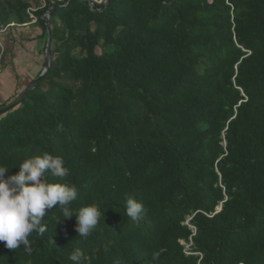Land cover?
<instances>
[{
	"label": "trees",
	"instance_id": "16d2710c",
	"mask_svg": "<svg viewBox=\"0 0 264 264\" xmlns=\"http://www.w3.org/2000/svg\"><path fill=\"white\" fill-rule=\"evenodd\" d=\"M97 1L32 13L49 67L0 115V166L61 156L68 176L48 181L104 216L85 239L46 210L31 254L0 242V264H73L77 248L86 264H264V0ZM29 9L0 0L3 36Z\"/></svg>",
	"mask_w": 264,
	"mask_h": 264
},
{
	"label": "clouds",
	"instance_id": "9594fccd",
	"mask_svg": "<svg viewBox=\"0 0 264 264\" xmlns=\"http://www.w3.org/2000/svg\"><path fill=\"white\" fill-rule=\"evenodd\" d=\"M64 164L61 156L45 152L25 159L18 167V174L7 178L9 168L0 166V242H5L7 249L13 251L23 246L25 252L31 254L28 237L34 231L41 235L46 231L41 223L46 210L57 207L64 219L76 218L78 237L86 239L96 228L103 215L98 205L83 206L74 212L70 206L77 199V188L48 181V176L61 180L68 176L69 170ZM143 212L142 203L131 197L126 200V215L132 221H138ZM69 259L73 264H86L88 257L77 248Z\"/></svg>",
	"mask_w": 264,
	"mask_h": 264
},
{
	"label": "crops",
	"instance_id": "0c3cea01",
	"mask_svg": "<svg viewBox=\"0 0 264 264\" xmlns=\"http://www.w3.org/2000/svg\"><path fill=\"white\" fill-rule=\"evenodd\" d=\"M35 25L36 23L31 22L17 26L0 39V52L2 51L7 65L1 74L12 77L13 81H10L12 87H15L19 80L21 81L18 95L40 71L44 60L41 55V44H38L42 36V27Z\"/></svg>",
	"mask_w": 264,
	"mask_h": 264
},
{
	"label": "rangeland",
	"instance_id": "374dc122",
	"mask_svg": "<svg viewBox=\"0 0 264 264\" xmlns=\"http://www.w3.org/2000/svg\"><path fill=\"white\" fill-rule=\"evenodd\" d=\"M21 1L27 2L30 5L29 13H30L31 17L33 18L32 19V23H36V19L32 16V13L36 10L37 5H40V6L43 7L45 5V0H21ZM97 2H100V0L97 1ZM35 26H40V25L36 23ZM3 34L4 33L0 34V39L2 37H4ZM38 44L39 45L41 44L40 46L41 47H45V49H46L47 37L46 38H42L41 37L38 40ZM38 48H40V47H38ZM41 55H42L43 58L45 57V53L41 52ZM0 78H1L0 79V109H2V108H5V107H8L9 106V103L14 98H16V97L18 98L19 97L18 93H19L21 81L19 80V83H17V85L15 87H12L10 85V83L13 81L12 80V77H6L5 75H2L1 74L0 75ZM8 82H9V84H8Z\"/></svg>",
	"mask_w": 264,
	"mask_h": 264
},
{
	"label": "water",
	"instance_id": "95a60500",
	"mask_svg": "<svg viewBox=\"0 0 264 264\" xmlns=\"http://www.w3.org/2000/svg\"><path fill=\"white\" fill-rule=\"evenodd\" d=\"M107 4V0H104V5H106ZM46 24V28H47V45H46V49H45V65H44V70H43V72H42V74L40 75V77H42L43 76V74L46 72V70L48 69V67H49V62H50V51H49V44H50V31H49V27H48V25H47V23H45ZM40 77H38L37 79H35L26 89H25V91L21 94V96L19 97V99L15 102V103H13L12 105H9L8 107H5V108H2V109H0V115L1 114H3V113H5V112H8V111H10L18 102H19V100H21L24 96H25V94L27 93V91L28 90H30V88L32 87V86H34L37 82H38V80H39V78ZM220 209V208H219ZM218 209V210H219Z\"/></svg>",
	"mask_w": 264,
	"mask_h": 264
},
{
	"label": "built area",
	"instance_id": "2783aa9c",
	"mask_svg": "<svg viewBox=\"0 0 264 264\" xmlns=\"http://www.w3.org/2000/svg\"><path fill=\"white\" fill-rule=\"evenodd\" d=\"M6 28L0 27V34L4 33ZM3 53L2 51L0 52V73L2 72L4 66H3Z\"/></svg>",
	"mask_w": 264,
	"mask_h": 264
}]
</instances>
